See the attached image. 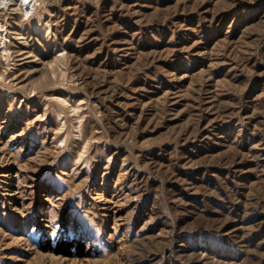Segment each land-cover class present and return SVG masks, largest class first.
Here are the masks:
<instances>
[{
  "label": "rangeland",
  "instance_id": "1",
  "mask_svg": "<svg viewBox=\"0 0 264 264\" xmlns=\"http://www.w3.org/2000/svg\"><path fill=\"white\" fill-rule=\"evenodd\" d=\"M38 2L0 7V264H264V0Z\"/></svg>",
  "mask_w": 264,
  "mask_h": 264
},
{
  "label": "bare ground",
  "instance_id": "2",
  "mask_svg": "<svg viewBox=\"0 0 264 264\" xmlns=\"http://www.w3.org/2000/svg\"><path fill=\"white\" fill-rule=\"evenodd\" d=\"M11 4L12 6L15 5L16 8H18L21 12V14L23 16H26V17H31L32 14L34 13L35 11V6L37 5V2L38 0H11ZM10 0H0V7L1 6H9L11 4H9ZM39 3V2H38ZM25 17V18H26ZM3 27V26H1ZM5 31V30H4ZM3 30L0 29V50H1V56H4V59L5 60H9L10 56L12 53H10V50H9V47H8V42L11 41V40H8L9 38L7 34H4ZM32 32H37L39 34L42 35V37H44L45 35H48L49 34V27L46 26V25H42L38 20H36L34 23H33V26H32ZM16 50V49H15ZM20 50V49H19ZM58 51H61V49H59L57 47V49H55V53L58 52ZM16 55V54H15ZM25 56V55H24ZM23 58V57H22ZM21 58V59H22ZM19 59V58H18ZM65 57L64 56H59V55H54L53 57V60L52 61H48L46 62L45 64H47L50 68V72L52 73H55V67L57 66L60 67V65L62 63H64V60ZM20 61V60H18ZM23 63V62H22ZM21 64V63H20ZM63 66V65H62ZM65 68V66H64ZM62 71V70H61ZM61 73H64V72H61ZM66 74V73H65ZM62 75V74H61ZM60 100V99H59ZM64 104V103H63ZM75 104V103H74ZM76 105V104H75ZM78 105L75 106V108H77ZM73 108V107H72ZM74 108V109H75ZM74 111V110H72ZM78 112V111H77ZM58 113V112H57ZM59 115V114H58ZM77 115V114H76ZM79 115V114H78ZM77 130H78V127L76 126ZM80 128V126H79ZM74 131V132H77ZM77 136L79 135L78 133L76 134ZM87 149V148H86ZM80 157V156H79Z\"/></svg>",
  "mask_w": 264,
  "mask_h": 264
},
{
  "label": "trees",
  "instance_id": "3",
  "mask_svg": "<svg viewBox=\"0 0 264 264\" xmlns=\"http://www.w3.org/2000/svg\"><path fill=\"white\" fill-rule=\"evenodd\" d=\"M61 245H62V243H59V245H58V250H59V248L61 247Z\"/></svg>",
  "mask_w": 264,
  "mask_h": 264
}]
</instances>
